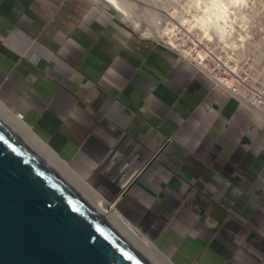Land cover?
Segmentation results:
<instances>
[{
	"label": "crops",
	"instance_id": "obj_1",
	"mask_svg": "<svg viewBox=\"0 0 264 264\" xmlns=\"http://www.w3.org/2000/svg\"><path fill=\"white\" fill-rule=\"evenodd\" d=\"M0 101L174 264H264V119L115 11L0 0Z\"/></svg>",
	"mask_w": 264,
	"mask_h": 264
},
{
	"label": "bare ground",
	"instance_id": "obj_2",
	"mask_svg": "<svg viewBox=\"0 0 264 264\" xmlns=\"http://www.w3.org/2000/svg\"><path fill=\"white\" fill-rule=\"evenodd\" d=\"M94 1L120 14L141 35L178 48L204 66L208 65V51L198 49L195 55L190 49L192 46L187 49L183 47V42L187 43L188 40L184 36L180 39L183 42H176L178 35L183 33L197 45L204 42L202 44L211 50L220 48V53L222 50L224 54H217L229 67L227 70L231 76H217L218 79L264 119V105L255 96L257 90L264 92V86L256 85L260 77L264 82V0ZM190 33L196 36L191 38ZM249 70H253V74ZM244 73L252 80L246 78ZM232 77L238 85L233 83ZM15 114L0 101V123L58 175L129 247L149 264H174L114 205L107 207L105 200Z\"/></svg>",
	"mask_w": 264,
	"mask_h": 264
},
{
	"label": "water",
	"instance_id": "obj_3",
	"mask_svg": "<svg viewBox=\"0 0 264 264\" xmlns=\"http://www.w3.org/2000/svg\"><path fill=\"white\" fill-rule=\"evenodd\" d=\"M0 264L149 263L0 123Z\"/></svg>",
	"mask_w": 264,
	"mask_h": 264
},
{
	"label": "built area",
	"instance_id": "obj_4",
	"mask_svg": "<svg viewBox=\"0 0 264 264\" xmlns=\"http://www.w3.org/2000/svg\"><path fill=\"white\" fill-rule=\"evenodd\" d=\"M192 42V40H191ZM162 43V42H161ZM194 43V42H193ZM164 44V43H162ZM195 47L193 45H191L192 47L190 48L192 51L194 49H196V51H194L195 55L197 54V51L198 49H202V50H205V51H208L207 52V56H206V62L208 63L207 66H204V64H201L200 62L197 63V60L196 58H192L191 57H188L186 55H184L182 53V51L178 48H171L172 50L176 51L179 55L185 57L187 60H189L193 65H195L198 69L204 71L207 75H209L213 81L223 87L224 89H227L228 91H230L231 93H233L234 95L235 92L233 90H231L230 88L226 87L224 84H222V82L218 79V77L222 76V77H230L231 74L229 72V70H227L229 67L226 65V63L222 60V58L220 56H218L216 50H211V48L209 46H207L206 44H202L201 45H197L195 44ZM166 46V45H165ZM168 47V46H167ZM219 54L223 55L224 53H220L218 52ZM234 64V62H233ZM218 76V77H217ZM247 78H251V77H247ZM258 83V82H257ZM264 92L260 91V90H257L256 91V95L259 99V103L261 105H264ZM237 96V95H236ZM238 97V96H237ZM242 100V99H241ZM250 107V106H249ZM251 108V107H250ZM254 110V109H253ZM255 111V110H254ZM256 112V111H255ZM257 114H259L258 112H256Z\"/></svg>",
	"mask_w": 264,
	"mask_h": 264
},
{
	"label": "rangeland",
	"instance_id": "obj_5",
	"mask_svg": "<svg viewBox=\"0 0 264 264\" xmlns=\"http://www.w3.org/2000/svg\"><path fill=\"white\" fill-rule=\"evenodd\" d=\"M110 9V8H109ZM112 10V9H111ZM114 11V10H113ZM117 13V12H116ZM117 15L119 16V17H121L120 16V14H118L117 13ZM122 18V17H121ZM128 22V21H127ZM129 24H130V22H128ZM180 33V32H179ZM192 33V32H191ZM190 33V36H191V38H194L196 35L195 34H191ZM181 34V35H180ZM178 36H179V39H176V42L177 43H179V42H183L182 40H180L181 39V37L182 36H184V38H186V40H187V43L186 42H183V47L184 48H189V46H191V45H193L194 47H195V45H194V43L193 42H191V40L192 39H189L188 37H186V35H184L183 33H180ZM183 34V35H182ZM264 37V36H263ZM207 43H208V40H205ZM205 42V43H206ZM202 43H204V42H202ZM216 50V52L218 53V52H220L219 50H220V48H217V49H215ZM194 51H196V49H194L192 52L193 53H195ZM221 53H224V52H222V50H221ZM232 64V63H231ZM262 64L264 65V60H263V62H262ZM233 65V64H232ZM247 67H248V65H246ZM249 73L250 74H253V70H249ZM244 76L247 78V77H249L246 73H244ZM261 76V75H260ZM259 76V77H260ZM262 77H260V79L258 80H256V85L257 86H264V82H262V80H263V78L261 79ZM232 80H233V83L234 84H237L238 85V83H236V81H235V79H233V77L231 78ZM249 80H252L251 78H249ZM258 82V83H257ZM105 205L108 207V204L107 203H105Z\"/></svg>",
	"mask_w": 264,
	"mask_h": 264
}]
</instances>
